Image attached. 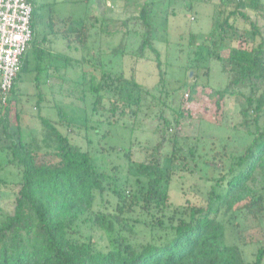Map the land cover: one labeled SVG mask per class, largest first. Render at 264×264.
I'll return each mask as SVG.
<instances>
[{
	"label": "trees",
	"instance_id": "obj_1",
	"mask_svg": "<svg viewBox=\"0 0 264 264\" xmlns=\"http://www.w3.org/2000/svg\"><path fill=\"white\" fill-rule=\"evenodd\" d=\"M153 2L156 1L143 0L138 13L125 18L123 24L127 28L110 53L125 54L120 49L124 35L139 34L140 42L130 55L138 59L145 51L154 53L158 70L154 88L160 92L156 97L164 104L163 98L165 101L175 91L165 88L163 63L153 46L158 30L151 21ZM94 3L102 16L99 29L105 31V13L110 9L107 0ZM216 6L212 27L202 46L220 62L230 80L211 93L217 96L215 104L219 105L226 95H240V86L248 85L250 89L244 97L245 106L239 109L238 121L231 126L245 132L236 143V150L229 154L216 151L210 158L202 159L199 150L205 149H199L200 135L168 132L171 122L180 126L182 119L190 115L189 108L186 111L178 108L171 122L160 113V139L150 148L148 159L136 161L131 156V147L109 145L107 155L113 154L115 158L108 161L90 152L96 137V131L92 130L102 122L114 125L129 112L136 115L144 95L151 91L136 80L133 72L125 76L122 71L105 68V62L96 57L107 53L105 50L99 49L92 58L82 55L72 58L63 55L64 50L55 54L47 44L48 34L62 38L63 49L79 50L87 45L89 27L71 16L55 20V15L49 14L45 22L48 32L44 30L41 35L36 26L37 23L41 26L42 14L36 13L35 5L34 38L22 56L11 98L5 105L0 104L2 138L8 139L5 146H0L1 167H13L12 178L0 175V264H261L264 261V2L217 0ZM246 9L257 18L252 19ZM92 17L95 24L99 16ZM238 18L245 25L242 30L236 26ZM128 24L139 29L128 28ZM196 38V33H188L191 48L197 45ZM221 50H225L224 55ZM86 61L90 64L85 68ZM80 65L76 78L69 80L68 90L62 91L74 97L78 106L91 96V112H85L82 118L85 130L87 133L91 130L93 135L88 136L87 147L71 141L42 115L38 118L52 131L57 142L55 149L32 148L18 126L16 131L12 129L13 135L11 121L17 122L21 116L17 102L21 73L32 71L36 87L44 73L45 83L54 86L69 79L64 75L68 68ZM195 85L188 82L181 87L193 91ZM41 97L37 99V107ZM83 108L87 110L86 106ZM100 108L106 119L100 118L93 124L91 115L99 113ZM59 115L58 124L71 125L66 112L60 109ZM109 133L107 129L100 134L105 137ZM185 138L189 140L186 148L179 141ZM164 143L169 144V150H164ZM188 158L194 164L201 163L202 168L217 166L215 173L205 178L210 184L201 203L189 199L175 203L170 199L172 178L177 171L189 169ZM8 191L14 195L12 198ZM221 211L240 217L234 223L238 244L256 245L252 261L242 260L238 245L226 244L224 223L219 219Z\"/></svg>",
	"mask_w": 264,
	"mask_h": 264
},
{
	"label": "rangeland",
	"instance_id": "obj_2",
	"mask_svg": "<svg viewBox=\"0 0 264 264\" xmlns=\"http://www.w3.org/2000/svg\"><path fill=\"white\" fill-rule=\"evenodd\" d=\"M31 1L36 5V13L42 14L41 26L38 27L41 32L47 31L45 22H47L49 14L55 15V20L58 17L71 16L74 20L84 21L89 27L87 45L84 48L80 47L81 49L79 50L63 49V39L49 34L47 44L51 51L57 54L64 50V53L62 52L63 55L68 54L72 58H80L81 55L87 56L86 58H92V54L97 53L99 49L105 50L107 53L96 55L101 61L105 62V68L116 72L122 71L125 76H129L133 72L136 80L155 96L152 97L151 93L144 95L143 104L136 115L129 112L122 120L114 122V125L105 122L98 123L95 127L96 129L92 130L94 133L96 131V137H94V143H92L94 146L90 150L92 155L98 153L109 161L115 157L113 154L107 155V146L115 145L119 148L131 147V156L136 161L148 159L151 152L150 148L154 147L160 139L158 130L160 113L162 112L171 122L178 108L184 111L189 108L191 111L190 115L182 119L183 124L180 126L176 127L171 122L172 128L168 129V132L169 134L177 132L181 136L200 135L199 149H205L204 151L199 150L202 159L210 158V155L216 151L229 154L236 150V143L245 136V132L241 129H234L231 126L238 121L239 109L245 106L244 97L249 94L250 89L248 85L238 87L241 92L240 95H226L219 100V105L215 104L217 96L211 94L213 90L226 86L230 80V75L222 69L220 62L209 55L208 49L202 46L206 40L205 35L212 27L217 11V0H155L156 2L152 3L151 21L158 28L157 34L152 40L153 46L159 51L160 59L163 63L165 88L175 91L168 97L166 96L165 101L163 98L164 104L161 102L162 99L156 97L160 92L154 88L158 80L154 53L150 50L145 51L144 56L138 59L130 55V52L140 42L139 34L124 35L120 49L125 51V54L121 51L116 56L110 53L112 48H116L119 45L123 32L127 28L123 24L125 18L137 14L143 0H137L136 3L132 0H107L106 4L110 9L105 13L107 17L104 23L107 26L105 31L99 29L100 17L102 16L100 12L96 11L94 0ZM262 1L264 2V0ZM245 12L252 19L257 18L253 12L247 9ZM93 15L99 16L95 24L92 23L94 21L93 18H95L92 17ZM190 16H193V20L190 19ZM258 20L262 21L263 18L258 17ZM236 24L240 30L245 27L240 18H238ZM131 27L139 29L137 26L128 24V28ZM189 32L196 33L197 37V45L192 48L188 45L187 40ZM196 50H198L197 55ZM221 54L224 55L225 50H221ZM32 57L33 54L31 55L30 52V66L33 64ZM51 61H54V59L51 58ZM92 62L94 61L92 60ZM84 64L86 68L90 63L86 61ZM194 64L198 65L192 67ZM188 67H191V69L186 72ZM80 68L81 65L74 68L70 67L65 74L62 71L61 73L69 78L66 80L67 83L59 82L54 86L45 83L43 79L44 73L39 76L40 84L38 87H36L34 82V73L32 71L27 70L21 73L17 93L21 116L17 122L15 120L11 121L12 127L10 130L16 131L15 127L18 126L22 136L36 150H53L57 147V142L52 131L44 126L38 118V115H42L52 120L57 129L62 134L68 135L71 141L78 143L82 148H86L88 136L92 138L93 135L91 130L88 133L85 130L82 118H84L85 112L88 114L91 112L89 102L91 96H87L85 104L78 106L75 105L77 101H75L74 97H71V95L66 96L62 91L68 90L71 84L70 78H76L77 73L81 70ZM97 71L99 72V69ZM96 80L97 77L95 78ZM188 82H195L196 85L193 87V91L182 89L181 85L184 83L188 85ZM39 95L40 97L42 96V102L37 107L36 103ZM107 103L105 99L103 105L106 107ZM85 106L87 107L86 111L83 108ZM60 109L67 113L68 121L72 120L71 125L65 122L62 124L56 122L60 117ZM98 110L99 113L91 115L94 119L93 124L96 123L95 120L100 118L106 119V116L102 113V108ZM107 129L110 133L105 137L101 136L100 133ZM13 130L11 132L14 135ZM3 136L0 127V146H5L8 143V139L2 138ZM179 141L180 145L186 148V143L189 140L185 138ZM163 148L167 151L170 146L168 143H164ZM119 153L122 156V152ZM187 160L189 169L177 171L172 178V185L169 191L170 199L175 203H182L186 199L194 203H201L210 184L205 178L215 173L217 166L203 165L204 168H202L201 163L194 164L189 158ZM1 162L0 160V175L12 178L13 167L9 165L1 167ZM8 192L11 197L13 195L12 192ZM219 219L224 223L226 244L239 246L238 232L234 227V223L240 217L236 218L232 213L221 211ZM147 234L145 235L146 237ZM239 249L243 261L248 262L254 259L256 245L241 246L240 244ZM261 264H264V261Z\"/></svg>",
	"mask_w": 264,
	"mask_h": 264
},
{
	"label": "built area",
	"instance_id": "obj_3",
	"mask_svg": "<svg viewBox=\"0 0 264 264\" xmlns=\"http://www.w3.org/2000/svg\"><path fill=\"white\" fill-rule=\"evenodd\" d=\"M35 5L30 0H0V104L11 98L22 56L34 38ZM187 95V94H185Z\"/></svg>",
	"mask_w": 264,
	"mask_h": 264
},
{
	"label": "crops",
	"instance_id": "obj_4",
	"mask_svg": "<svg viewBox=\"0 0 264 264\" xmlns=\"http://www.w3.org/2000/svg\"><path fill=\"white\" fill-rule=\"evenodd\" d=\"M44 24H45V23H44ZM39 26H40V24L37 23V26H36L37 29H39V28H38ZM46 29H47V28H46ZM47 32H48V31L45 30V33H47ZM42 34H44V33L42 32L41 35H42ZM48 35H49V34H48ZM48 35H47V39H48ZM38 36H40V34H39Z\"/></svg>",
	"mask_w": 264,
	"mask_h": 264
}]
</instances>
